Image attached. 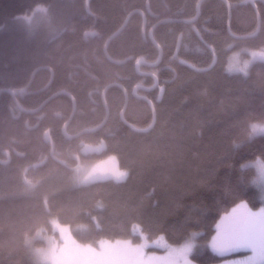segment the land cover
<instances>
[{
    "label": "trees",
    "instance_id": "trees-1",
    "mask_svg": "<svg viewBox=\"0 0 264 264\" xmlns=\"http://www.w3.org/2000/svg\"><path fill=\"white\" fill-rule=\"evenodd\" d=\"M146 1L0 0V89L25 86L33 73L30 89H40L52 69L51 83L27 96L26 104L38 106L52 93L62 92L45 101L41 112L46 116L38 129H32L33 119L27 127L25 118L12 115L9 105L16 106L10 93L0 94V151L8 149L12 154L11 162L0 160V264H48L35 260L28 238L39 230L57 235L53 219L71 227L74 243H98L104 238L140 242L144 234L182 244L197 231L192 259L212 264L223 257L208 244L219 219L241 201L259 205L253 181L256 169L245 164L264 160V133L252 132L254 123H264V61L254 62L247 73L229 72V51L224 48L264 47V3L203 0L201 17L211 31L204 38L214 45L216 58L213 66L204 69L213 62H208L212 53L199 38L196 44L203 53L206 49V59L192 57L194 63L187 65L167 53L186 25L181 19L194 17L198 0H149L155 14L146 11L149 21L164 20L155 34L165 45L166 63L158 74L164 85L162 96L158 98V87L148 94L155 107L153 123L150 102L132 91L141 78L133 67L136 57L145 55L152 62L158 56L156 45L141 33L140 11L146 9ZM39 6L47 8V22L29 29L25 19ZM254 6L262 17L259 31L252 37H236L256 31ZM132 10L137 12L111 39L106 53L107 38ZM90 26L98 34L90 31L85 37ZM186 30L193 34L190 23ZM128 55L133 56L130 61L117 62ZM146 78V84H152L151 77ZM105 88L108 113L102 97ZM70 94L76 98L75 110ZM73 113L69 133L101 124L83 137L107 139L104 152L90 163L115 155L126 171L123 177L78 184V170L51 158L36 171L26 170L30 160L50 150L41 128L51 126L55 138L58 133L68 137L61 126Z\"/></svg>",
    "mask_w": 264,
    "mask_h": 264
},
{
    "label": "rangeland",
    "instance_id": "rangeland-1",
    "mask_svg": "<svg viewBox=\"0 0 264 264\" xmlns=\"http://www.w3.org/2000/svg\"><path fill=\"white\" fill-rule=\"evenodd\" d=\"M47 8L39 6L25 22L29 29L36 30L47 22ZM227 57L229 72L247 73L256 61H264V47L248 48L247 45L234 46ZM226 49V46L224 50ZM254 135L264 133V123L252 125ZM48 145V149L51 145ZM45 159L36 163L43 165ZM245 166H254L256 176L253 179L259 190L260 203L256 207L241 201L224 214L217 223V230L209 240V247L223 257L212 264H264V216L259 215L264 209V160L257 158L248 161ZM78 184H85L98 179H120L126 171L121 169L115 155L94 163L89 170L78 167ZM85 170V171H84ZM34 185V184H33ZM244 205V207H242ZM53 229L58 234L50 235L46 231H37L28 238V247L35 260L48 264H203L193 260L192 252L196 249V237L199 232L182 244H170L164 236L149 239L142 235L140 242L131 239H101L98 243H74L71 241L72 229L69 225L52 221ZM227 229L225 237L221 236ZM142 234V233H141ZM42 240L43 244L37 241ZM203 262V261H200Z\"/></svg>",
    "mask_w": 264,
    "mask_h": 264
},
{
    "label": "flooded vegetation",
    "instance_id": "flooded-vegetation-1",
    "mask_svg": "<svg viewBox=\"0 0 264 264\" xmlns=\"http://www.w3.org/2000/svg\"><path fill=\"white\" fill-rule=\"evenodd\" d=\"M250 1L255 4V1H257V0H250ZM261 1L264 3V0H261ZM202 2H203V0H198V2L196 3V13H195L194 17H189V18L184 17L183 19H181V21H184V23L186 25L185 26L183 25L182 31H180L178 33L177 43L171 48V50H169L167 52L168 58L178 57V61L180 63L187 64V65H191L194 63L192 57H199V58L206 59L205 58V54L207 53L206 49H204L205 53H203V50L200 49L201 46L199 44H196V38L197 39L199 38L205 44V46L210 50V52L212 53V58L208 62L210 63L211 61H213V58L215 56L214 45L211 42L206 41L204 38V34L205 33L209 34V32H211V31H207L208 28H207L206 20L204 19V17H201V3ZM247 2H248V0H244V3H247ZM149 5H150V1H149ZM230 7H231V5H230ZM256 7L258 9V6H256ZM86 8H87L86 11L89 12V10H90L89 8H92L90 2L86 3ZM141 11L145 12V18L141 14L142 15L141 33H142L143 39H145V37H148L156 45L157 50H158V56H157L156 60L157 61L159 60V61L157 64L153 65L152 63H154L155 61L150 62V61L145 60V55H138L136 57L133 67L136 70V72H138L140 74L141 78L134 84L132 91H133V94L135 96L144 97L150 102L151 99L148 97V94L152 90L156 89V87H158L159 91H160L161 87L164 86L160 82L158 74L162 72L161 69L164 68V66L166 65L164 60H162L164 53H165V50H164L165 45H163V43H161L157 39L156 34H155L156 30L158 29V26L163 22L156 23L157 22L156 21L155 23H152V20L149 21L148 16L146 14V11L149 15L155 16V14L152 13L151 8H150V10L147 9V1H146V9H143V10L141 9ZM173 21H176V20H173ZM202 21H205L204 24L202 23ZM189 23L191 24L192 30L194 31L193 32L191 30L193 33L191 35H188L186 32L187 31L186 30L187 24H189ZM228 28H229V24H228ZM90 31H94V32H96V34H98V30L93 29V27L90 26V27H88V29L85 30V37L87 35H90L89 34ZM104 46H105V44H104ZM232 49L233 48H232L231 44L226 46L227 51H231ZM132 58H133L132 55L126 56L125 58L121 59V60H125V62H123L121 64H124L127 61H130ZM139 60H143L144 63L137 66V62ZM215 62H216V60H215ZM142 65H149L148 66L149 68L147 70L142 69ZM50 70H51V75H50V79H49L48 83L40 89H34V88L30 89L29 85L31 83V80L34 79V76L30 77L28 84L25 86H22V87H2L0 89V94L4 91L11 94V97L15 103V106H16V109H14L13 107H11V105H9V108L11 110L12 115H16V117H18V118L22 117V119L25 118L27 127H30L29 122H31V119L34 120V124L32 126L33 127L32 129L40 128L39 125L42 123L43 117L46 116V113L41 112L44 104L46 103L45 101H48L49 97H53V95H57L59 93H62L61 91H58L56 93H52L51 96H48L47 98H45V101L39 102L38 104H36L38 106L33 105L34 107L33 106L31 107V106H28L26 104V97L27 96H30L31 94L42 92L43 90H45L47 88L46 86L51 83V81L53 79V70L52 69H50ZM147 76H150L151 80L153 81L152 84H150V85L146 84L147 83V80H146ZM152 86H153V88L150 89V91H148V89L151 88ZM106 91H107V88L104 89L102 97L104 100L106 112L108 113V104L106 101ZM125 94H126V103H125V105H126L128 100H129V95H128L127 90H125ZM73 98L76 100V98L74 96H73ZM73 98H72V101H73ZM73 110H74V102H73ZM24 114H26V115L23 116ZM29 114H32V116L31 117L28 116ZM74 114L75 113H73L72 115L70 114L67 121H65L63 123V125L61 126L62 133L63 132L66 133L68 135V137L62 136V134L58 133V136L55 138V135L53 134L54 128H52L51 126L50 127L49 126H43L41 128L43 130V132H42L43 142L49 143L51 145V149L49 150L48 153H47L48 150L41 151L39 153V155L37 156V158L30 160L29 164L27 163L28 166L26 167V170H29L32 168L34 171H36V170H38L39 166L41 167V165L38 166V165H36V163H38L39 161H41L43 159H45V163H47L50 160V158L54 161H58V162L62 163L66 168H74L77 170L78 167L84 166L85 170H89V168L93 165L92 163H90V160L96 154H92V153L85 154L83 152L84 146L90 145V146L96 147V146L101 145V144L107 146V139L104 136H100L97 140L91 141V140H87L83 137L84 132L80 133L81 131H83L85 129L95 128L99 125H97L95 127H85L83 129H79V130L76 129L77 131H74V133L73 132L69 133L67 126H68L69 122L72 120V118L74 117ZM122 115H123V110L121 111V116ZM97 130H94V131H97ZM74 142L76 144H74ZM13 152L19 156L25 155L22 151L19 152L16 149H13ZM0 160L6 161L7 163L11 162L12 161V154L10 153V150L2 149V151H0ZM72 160H74V161H72ZM73 162L76 163V165L74 167L70 166V163L72 164Z\"/></svg>",
    "mask_w": 264,
    "mask_h": 264
},
{
    "label": "water",
    "instance_id": "water-1",
    "mask_svg": "<svg viewBox=\"0 0 264 264\" xmlns=\"http://www.w3.org/2000/svg\"><path fill=\"white\" fill-rule=\"evenodd\" d=\"M228 5H229V11H230V15H231V7H230V3L228 2ZM147 9L148 10H150V5H149V0H147ZM138 11H140V10H138ZM255 11H256V13H257V17H258V26H257V29H256V31L254 32V33H250V34H245V35H235L236 37H238V38H247V37H252V36H255L256 34H257V32L259 31V28H260V25H261V16H260V14H259V11H258V9H257V7L255 6ZM134 12H137V10H132L128 15H127V17H126V19H125V22L123 23V25L118 29V30H116L114 33H112L110 36H109V38L106 40V43H105V46H104V49H105V52L107 53V45H108V43L110 42V40L111 39H113L115 36H117L121 31H122V29L124 28V26L127 24V22L129 21V19H130V17L132 16V14L134 13ZM141 12V14L144 16V18H145V12H143V11H140ZM164 20H160L159 22H157V23H160V22H163ZM230 30V29H229ZM159 61V60H158ZM118 63H123V62H125V60H120V61H117ZM215 62V61H214ZM208 68H210V67H206V68H204V69H208ZM33 75H34V73H33ZM33 75H32V77H33ZM111 85V84H110ZM110 85H108V86H110ZM107 86V87H108ZM151 88H153V86L151 87ZM163 88H164V86H162L161 87V89H160V93H159V98L162 96V93H163ZM10 91V90H9ZM53 96H55V95H53ZM70 96L73 98V96L70 94ZM73 102H74V110H75V108H76V100L73 98ZM150 104H151V108H152V110H153V123L155 122V107H154V104H153V102L152 101H150ZM72 117V116H71ZM153 123H152V125H153ZM130 124V123H129ZM151 125V126H152ZM130 126H132V125H130ZM151 126H149V127H147V128H143V130H147V129H149ZM101 127V125H99V126H97V127H95V128H88V129H85V130H83V131H81L80 133H82V132H92V131H94V130H97L98 128H100ZM79 134V133H78ZM106 147V145H103V144H101V145H98V146H96V147H93V146H90V145H86V146H84V148H83V152L85 153V154H88V153H92V154H101L102 152H103V150H104V148Z\"/></svg>",
    "mask_w": 264,
    "mask_h": 264
},
{
    "label": "bare ground",
    "instance_id": "bare-ground-1",
    "mask_svg": "<svg viewBox=\"0 0 264 264\" xmlns=\"http://www.w3.org/2000/svg\"><path fill=\"white\" fill-rule=\"evenodd\" d=\"M246 4H247V3H246ZM259 14H260V13H259ZM260 16H261V15H260ZM257 18H258V17H257ZM261 18H262V17H261ZM125 19H126V18H125ZM124 22H125V20H124ZM124 22H123V23H124ZM127 23H128V22H127ZM122 25H123V24H122ZM122 25H121V26H122ZM126 25H127V24H126ZM126 25H125V26H126ZM121 26H120V27H121ZM125 26H124V27H125ZM257 26H258V23H257ZM120 27H119V28H120ZM119 28H118V29H119ZM118 29H117V30H118ZM123 29H124V28H123ZM123 29H122V30H123ZM207 30H208V29H207ZM114 32H115V31H114ZM114 32H113V33H114ZM115 37H116V36H115ZM155 38H156V37H155ZM107 39H108V38H107ZM242 39H244V38H242ZM110 41H111V40H110ZM109 43H110V42H109ZM109 43H108V45H109ZM108 45H107V48H108ZM214 52H215V51H214ZM107 53H108V51H107ZM109 55H110V54H109ZM183 58H184V57H183ZM109 59H110V58H109ZM143 63H144L143 60H139V61L137 62V66H139L140 64H143ZM157 63H158V61L156 60V61H155L154 63H152V64L154 65V64H157ZM146 70H147V69H146ZM250 73H251V71H250ZM15 95H16V94H15ZM8 97H9V96H8ZM41 156H42V155H41Z\"/></svg>",
    "mask_w": 264,
    "mask_h": 264
},
{
    "label": "snow or ice",
    "instance_id": "snow-or-ice-1",
    "mask_svg": "<svg viewBox=\"0 0 264 264\" xmlns=\"http://www.w3.org/2000/svg\"><path fill=\"white\" fill-rule=\"evenodd\" d=\"M242 207H244V205H242ZM259 215L264 216V209H261ZM226 233H227V229L223 228L222 231H221V236L219 238L225 237Z\"/></svg>",
    "mask_w": 264,
    "mask_h": 264
},
{
    "label": "crops",
    "instance_id": "crops-1",
    "mask_svg": "<svg viewBox=\"0 0 264 264\" xmlns=\"http://www.w3.org/2000/svg\"><path fill=\"white\" fill-rule=\"evenodd\" d=\"M229 21H230V20H229ZM229 21H228V22H229Z\"/></svg>",
    "mask_w": 264,
    "mask_h": 264
}]
</instances>
